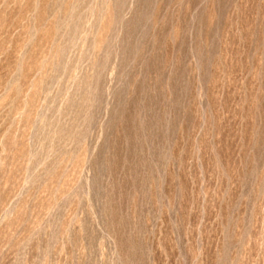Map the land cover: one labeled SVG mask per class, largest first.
Instances as JSON below:
<instances>
[{
    "label": "rangeland",
    "instance_id": "obj_1",
    "mask_svg": "<svg viewBox=\"0 0 264 264\" xmlns=\"http://www.w3.org/2000/svg\"><path fill=\"white\" fill-rule=\"evenodd\" d=\"M0 264H264V0H0Z\"/></svg>",
    "mask_w": 264,
    "mask_h": 264
}]
</instances>
